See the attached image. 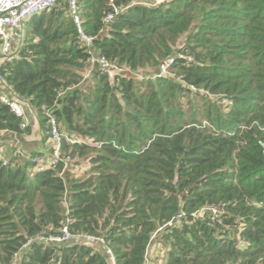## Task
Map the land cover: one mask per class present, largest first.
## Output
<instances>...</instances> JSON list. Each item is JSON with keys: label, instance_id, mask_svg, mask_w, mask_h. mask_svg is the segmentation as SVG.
Returning a JSON list of instances; mask_svg holds the SVG:
<instances>
[{"label": "trees", "instance_id": "16d2710c", "mask_svg": "<svg viewBox=\"0 0 264 264\" xmlns=\"http://www.w3.org/2000/svg\"><path fill=\"white\" fill-rule=\"evenodd\" d=\"M77 14L93 51L127 73L110 83L90 64L63 1L23 23L0 73L33 123L20 129L0 102V132L38 125L45 153L27 152L46 159L51 116L68 164L0 163V264L66 218L114 264H145L153 242L165 253L148 264H264V0H77ZM167 58L169 75L150 78ZM19 264L109 263L71 242L33 244Z\"/></svg>", "mask_w": 264, "mask_h": 264}, {"label": "built area", "instance_id": "2783aa9c", "mask_svg": "<svg viewBox=\"0 0 264 264\" xmlns=\"http://www.w3.org/2000/svg\"><path fill=\"white\" fill-rule=\"evenodd\" d=\"M59 1H63L67 4L68 9L73 17L74 23L79 33L80 41L88 47V53L90 54L89 62L91 65L105 74L110 83H112L118 74L127 73V70L118 68L115 64H112L105 60L102 56L95 53L92 49V44L95 37L89 36L82 32L80 28V18L77 14V0H0V69L3 64L10 62L15 52V48L23 41V23L31 16L54 7ZM161 0H156L159 3ZM121 12V10L112 7V12H109L103 18V23L109 25L111 21ZM190 61V58H185ZM174 63L173 58H167L158 67V69L150 75V78H161L169 75V68ZM129 76H138L139 74L128 73ZM140 77V76H138ZM190 89L195 88L190 86ZM0 102L8 106L9 110L18 118L21 119L19 124L20 129H24L28 125L24 105L17 101L13 96L5 92V85L3 77L0 73ZM51 122V136L54 141L53 151L46 159L38 156H33L28 152L22 150L19 143L13 148L11 156L9 158H3L0 156V163L6 166L8 162L15 157H23L29 160L36 171H43L45 169H55L59 162H62L64 166L68 163V157L61 158L60 156V135L57 132L55 122L50 116ZM14 136H16L14 134ZM17 137V136H16ZM264 145V144H263ZM62 174V173H61ZM184 217V212L179 211L176 219ZM68 219L66 218L58 233L56 234H38L34 237L28 238L25 243L22 244L20 249L14 254L10 264H19V259L25 250H27L33 244H42L46 246H58L63 244H70L75 242L78 244H85L102 251L107 255L109 264H114V259L110 250L105 246L104 239L101 236L87 235V234H73L68 230ZM163 231V228H158L152 236V241L159 237ZM151 245L149 246V248ZM148 253H146L145 264H148Z\"/></svg>", "mask_w": 264, "mask_h": 264}, {"label": "crops", "instance_id": "0c3cea01", "mask_svg": "<svg viewBox=\"0 0 264 264\" xmlns=\"http://www.w3.org/2000/svg\"><path fill=\"white\" fill-rule=\"evenodd\" d=\"M25 113H26V117L28 119V122L33 123L32 119L30 118L29 113H27L26 108L24 109ZM35 126H33L31 134L27 137H16L12 134L9 133H3L0 132V141L5 140L8 143V150H4V147H2L3 143L0 145V148L2 150H4L3 152L0 150V156H2L3 158H9L11 156V152L13 151L14 146L16 145V143H19L20 146L22 147V150L25 152H31V153H45V149L43 147V143H41V134H40V130L38 128V125L33 124ZM5 154V155H2ZM156 243H152L151 247L153 249V247L155 246ZM153 253V250L151 251V254Z\"/></svg>", "mask_w": 264, "mask_h": 264}, {"label": "rangeland", "instance_id": "374dc122", "mask_svg": "<svg viewBox=\"0 0 264 264\" xmlns=\"http://www.w3.org/2000/svg\"><path fill=\"white\" fill-rule=\"evenodd\" d=\"M3 143L2 147H4V150H8L9 146H8V143L3 140V141H0V145ZM0 150L3 152L4 150H2L0 148ZM12 153V152H11ZM10 153V154H11ZM2 155H5V154H2ZM153 250V253L151 254V251ZM164 253H165V247L161 244H155V246L153 247V249L151 248L150 249V252H149V256L147 257V260L148 262H150V259H154V258H157V259H163V256H164Z\"/></svg>", "mask_w": 264, "mask_h": 264}, {"label": "water", "instance_id": "95a60500", "mask_svg": "<svg viewBox=\"0 0 264 264\" xmlns=\"http://www.w3.org/2000/svg\"><path fill=\"white\" fill-rule=\"evenodd\" d=\"M96 67V66H95Z\"/></svg>", "mask_w": 264, "mask_h": 264}]
</instances>
